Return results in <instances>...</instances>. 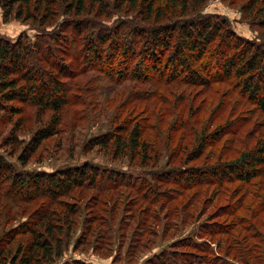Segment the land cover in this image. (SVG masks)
Wrapping results in <instances>:
<instances>
[{"label": "rangeland", "instance_id": "obj_1", "mask_svg": "<svg viewBox=\"0 0 264 264\" xmlns=\"http://www.w3.org/2000/svg\"><path fill=\"white\" fill-rule=\"evenodd\" d=\"M109 1L108 11L100 9L99 15L98 3L87 2L81 13L67 12L61 1L53 5L48 29L65 35L58 45L68 68L63 80L69 101L60 112L58 133L24 163L19 159L24 144L51 112L40 116L36 107L27 106L22 115L0 121V158L22 176L82 166L95 173L55 198L12 189L8 172L1 173L0 240L8 242L10 253L0 264H9L31 239L22 224H32L39 208L55 221L66 214L70 229L65 224L60 235L67 240L61 255L32 264H264V164L250 179L211 174L213 166L241 162L264 137V111L231 81L201 85L162 78L154 69L157 58L150 61L143 36H136L138 31L149 36L150 25L127 3L119 9L116 0ZM252 2L206 0L196 13L226 19L238 36L261 43L264 13L252 10ZM85 18L94 19L98 28L89 32L81 24ZM39 20L4 22L0 7V33L35 35ZM98 30L108 36L124 30L128 54L118 51L120 38L101 44L93 35ZM95 43L98 53L90 49ZM19 118L15 132L21 143H8Z\"/></svg>", "mask_w": 264, "mask_h": 264}, {"label": "trees", "instance_id": "obj_2", "mask_svg": "<svg viewBox=\"0 0 264 264\" xmlns=\"http://www.w3.org/2000/svg\"><path fill=\"white\" fill-rule=\"evenodd\" d=\"M57 1L66 6L67 12L74 10L76 13L84 12L87 2L98 3L100 8L96 12L97 15L100 9L101 14L108 11L110 5L109 0H0L4 22L12 17H29L34 21L40 19V27L35 35H30L27 31H22L15 37L0 33V121L11 120L15 114L22 115L27 106L36 107L40 116L47 111L51 112L48 121L37 128L24 144L23 152L19 156L24 163L45 139L58 133L60 112L69 101L68 87L63 80L67 77L68 68L61 62L64 61L61 56L63 48L59 46L66 38L61 31L48 29L55 13L53 5ZM205 1L118 0L119 4L116 0L114 6L121 9L123 4L127 3L129 9L136 12V17L150 25L149 36L144 38L141 31L136 32V36H143L150 61L157 58L154 69L162 78L169 76L174 77V81L187 80L201 85H208L211 81H231L241 93L247 95L264 111V42L254 43L241 38L230 28L226 19L216 20L210 14L196 13ZM255 7L256 13H264V0H253L250 8L253 10ZM194 13L196 14L190 16ZM173 15L175 16L171 18ZM163 19L167 20L160 22ZM173 19L177 20L173 22ZM94 22V19L89 21L85 18L81 24L90 32L93 28H98ZM259 22L264 26V15H260ZM129 27L126 25L128 30ZM123 31L108 36L98 30L93 35L98 37L101 44L120 38L123 43L118 51L128 54L127 46L124 45L127 43L123 41L127 34L123 36ZM133 34L135 35V32ZM131 42L135 46L134 38H131ZM91 45L90 49L98 53L97 44ZM209 59L212 61L207 62ZM213 61L215 64L211 68ZM197 62L202 70L198 68ZM218 69L224 74L221 80L217 79ZM135 75L140 77L142 72L138 71ZM21 119L16 121L15 127L6 137L8 143H21L15 132L21 125ZM136 129L138 128L132 131L134 147L139 145V132H136ZM263 164L264 137L257 141L241 162H228L220 166L218 164L213 166L218 169H213L211 174L222 177L234 174L240 179H250L257 175L259 166ZM5 170L8 172L6 177L11 181L12 189L25 187L35 194L42 193L41 195L49 198L62 195L95 177V173L87 166L76 167L73 171L38 172L22 176L10 163L0 158V174ZM197 176L198 174H191L189 178L194 179ZM201 176L204 178L207 174ZM41 209L35 212L36 217L32 218V224H22L32 237L24 248H17L19 252L12 255L9 264H32L36 261L41 263L43 259L50 262L54 256L62 254L67 240L60 235L64 234L65 224L70 229V220L64 214L55 221L47 209ZM36 225L40 229L35 228ZM2 242L3 239L0 240V259L6 257L4 254L10 253V248H6L8 242L6 246Z\"/></svg>", "mask_w": 264, "mask_h": 264}]
</instances>
